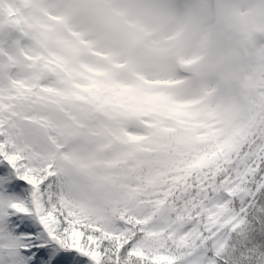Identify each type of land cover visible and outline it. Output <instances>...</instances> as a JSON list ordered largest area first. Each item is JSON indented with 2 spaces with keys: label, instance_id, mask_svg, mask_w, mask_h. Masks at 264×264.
<instances>
[{
  "label": "clouds",
  "instance_id": "obj_1",
  "mask_svg": "<svg viewBox=\"0 0 264 264\" xmlns=\"http://www.w3.org/2000/svg\"><path fill=\"white\" fill-rule=\"evenodd\" d=\"M21 14L36 60L16 73L28 91L0 81L10 131L43 145L65 198L104 227L264 108V0H31Z\"/></svg>",
  "mask_w": 264,
  "mask_h": 264
},
{
  "label": "snow or ice",
  "instance_id": "obj_2",
  "mask_svg": "<svg viewBox=\"0 0 264 264\" xmlns=\"http://www.w3.org/2000/svg\"><path fill=\"white\" fill-rule=\"evenodd\" d=\"M11 35L0 32V46L18 51L21 41ZM13 59L0 57V77L10 84ZM6 108L0 104V264H191L202 244L239 227L230 201L264 171L258 106L240 139L152 182L140 212L120 213L104 227L65 198L43 145L10 131L14 114ZM219 194L226 199L218 202Z\"/></svg>",
  "mask_w": 264,
  "mask_h": 264
},
{
  "label": "trees",
  "instance_id": "obj_3",
  "mask_svg": "<svg viewBox=\"0 0 264 264\" xmlns=\"http://www.w3.org/2000/svg\"><path fill=\"white\" fill-rule=\"evenodd\" d=\"M12 5L6 0H0V28L3 31L7 29L10 21L14 20ZM22 47L17 50L11 49L7 44L5 48L13 50L18 61L13 59L9 61L12 74V86L23 91H28L27 86L21 79L16 78V73L19 70L21 63L31 64L36 60V57L29 55L27 51V41H24ZM6 78L2 77V80ZM0 80V81H2ZM40 91L45 97L51 94L52 90L45 88L43 85ZM9 97L3 91L0 97V104L8 107ZM43 103L44 100L42 99ZM7 109V108H6ZM7 114H14L6 112ZM15 118V114L13 115ZM261 180V174L258 173L248 184L249 190L252 191L251 198H242L238 195L232 200V210L236 213L245 215L244 222L234 229L229 237V240L223 250L215 256L214 264H264V182L257 188L258 182ZM205 250L212 254V240L205 244Z\"/></svg>",
  "mask_w": 264,
  "mask_h": 264
},
{
  "label": "rangeland",
  "instance_id": "obj_4",
  "mask_svg": "<svg viewBox=\"0 0 264 264\" xmlns=\"http://www.w3.org/2000/svg\"><path fill=\"white\" fill-rule=\"evenodd\" d=\"M13 1V4L17 6V9L21 11V9L31 2V0H11ZM24 17L22 14L20 15V18L18 21H10L9 26L5 31H0L3 33L11 32L12 39L19 38L20 41H23L24 39H27L26 36H23L24 28L21 27L23 23ZM20 29L21 31L19 32ZM13 50H9L5 48L4 46H0V57L8 58L9 56L13 55ZM0 80H2V77H0ZM264 182V171H261V180L258 182L257 187L260 186ZM243 198H250L252 197V191L249 190L248 186L246 189L239 194ZM226 199V197L223 194H219L217 197L218 202H222ZM232 201H230V207H231ZM230 215H233L237 218V221L239 222V226L243 223L244 215L243 214H236L233 211L230 210ZM237 228V227H236ZM233 229L228 228L223 230L214 240H212L213 243V254L208 255L206 253V250L202 247V245L199 247V249L196 251V255L194 257V260L191 262V264H214L215 261V255L218 254L226 245L230 232Z\"/></svg>",
  "mask_w": 264,
  "mask_h": 264
}]
</instances>
